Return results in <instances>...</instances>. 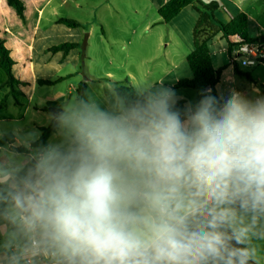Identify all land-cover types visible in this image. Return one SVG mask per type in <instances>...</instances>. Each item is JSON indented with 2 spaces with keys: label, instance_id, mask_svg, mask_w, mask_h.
<instances>
[{
  "label": "clouds",
  "instance_id": "9594fccd",
  "mask_svg": "<svg viewBox=\"0 0 264 264\" xmlns=\"http://www.w3.org/2000/svg\"><path fill=\"white\" fill-rule=\"evenodd\" d=\"M104 88L0 131L5 264H264V96Z\"/></svg>",
  "mask_w": 264,
  "mask_h": 264
},
{
  "label": "crops",
  "instance_id": "0c3cea01",
  "mask_svg": "<svg viewBox=\"0 0 264 264\" xmlns=\"http://www.w3.org/2000/svg\"><path fill=\"white\" fill-rule=\"evenodd\" d=\"M167 1L145 0L142 3L137 0H28L29 17L23 23L3 0H0V26L4 28L3 37L8 41L12 54L27 53L29 56V62L25 64V72L29 73V79L20 76L27 85L15 87L14 92L7 85V76L0 68L4 72V75L0 73V129L4 133L2 142L11 143L17 133L32 129H38L42 133L40 128L50 125L48 121L50 113L43 110L46 107L59 109L64 100L76 94L84 95L86 92L101 99L102 94H107L104 88L106 84L121 81V49L124 53L128 49L129 61L134 66V69L128 68L122 76L132 86L144 81L163 79L164 86L176 93L177 102L196 104L200 91L175 88L174 85L181 79L192 77L187 58L194 50V40L192 39L191 45L189 36L191 34L193 36L199 14L194 15L192 24H195L191 27L185 25V21L191 15L189 13L183 15L184 12L188 9L196 10L191 4L169 23L163 24L158 8ZM226 1L228 4L222 3V6L227 7L233 17L240 13L247 15L251 38L255 39L264 34V14L250 13L236 0ZM222 6L218 11L222 18L217 17L228 22L225 13L221 11ZM130 8L132 10L126 14V10ZM33 17L36 18V24L29 36L25 29ZM60 18L76 20L83 27H67L57 22ZM131 23L134 24L133 27L127 26ZM98 27L101 29L99 34L96 32ZM229 41L221 33L209 41L214 68L223 69L216 86L217 97H227L232 91L250 97L263 96L264 82H261V78H258L259 82H254L255 70L242 69L240 62L232 60L235 45L240 38L231 36ZM64 43L84 44L89 72L87 78L83 77L84 71L78 67L80 60L76 58L68 61L71 55L79 56L81 47L74 48L68 53L50 50ZM37 47L44 56L43 67L52 71V75L42 78L37 75L33 63ZM72 62H75L74 70L71 67ZM235 64L239 68V73L235 70ZM65 70L69 72H64ZM226 72H230L232 76L233 87L229 91L223 85ZM244 75L248 77L247 80ZM39 80L52 84H40ZM82 82L86 83V88L80 93L79 86ZM64 84L66 87L63 88ZM240 84H243L244 88H237ZM258 85H261V88ZM208 93L212 94L211 91ZM16 96L21 99L18 100ZM16 105L21 110L11 112L12 106L16 108ZM5 260V255L0 252V264H5Z\"/></svg>",
  "mask_w": 264,
  "mask_h": 264
},
{
  "label": "trees",
  "instance_id": "16d2710c",
  "mask_svg": "<svg viewBox=\"0 0 264 264\" xmlns=\"http://www.w3.org/2000/svg\"><path fill=\"white\" fill-rule=\"evenodd\" d=\"M7 7H9L13 14L20 22L25 23L29 17L30 7L28 0H3ZM194 5L199 16L196 25L193 30L194 50L189 54L187 61L192 71L191 78H185L178 81L175 88H191L200 91V95L197 102L202 98V95L207 94L208 91L212 92L213 96L217 97L216 86L220 81L221 73L223 69L216 70L213 66L212 57L209 49V41L213 39L218 33H221L224 38L229 41L231 36H237L241 42H252L255 39L250 37L249 34V20L246 14H237L232 20L224 22L217 17V12L220 9V5L217 1H210L204 4L198 0H168L163 6L158 8V14L161 17L163 24L169 23L187 6ZM58 23L63 24L70 28H79L83 25L73 19L60 18ZM36 24V18L33 17L25 29L27 35H31L34 31ZM4 28L0 26V68L5 72L7 76V85L11 88V91H15V87L20 85H27V82L22 81V77L17 76L14 73V67L17 63L27 64L29 62V56L27 53L22 55L12 54V49L9 46L8 41L3 37ZM230 47L232 44L229 41ZM81 47L83 52L85 50L84 44L76 43H64L50 50L52 52H64L68 53L70 50ZM235 70L239 73V68L235 64ZM107 80V79H105ZM40 84H52L49 81L39 80ZM116 88L121 93L131 92V84L125 79L122 81H116ZM86 88V83L82 82L79 86V92L83 93ZM264 96V94H262ZM218 98V97H217ZM185 102H177L178 108H183ZM48 113L58 111L56 108L46 107L43 109ZM42 138L47 141L52 134L51 125L47 127H41Z\"/></svg>",
  "mask_w": 264,
  "mask_h": 264
},
{
  "label": "rangeland",
  "instance_id": "374dc122",
  "mask_svg": "<svg viewBox=\"0 0 264 264\" xmlns=\"http://www.w3.org/2000/svg\"><path fill=\"white\" fill-rule=\"evenodd\" d=\"M137 1L138 2H142V3L145 2V0H137ZM236 1H238L240 3V5L243 7L244 10H246V11H248L250 13H253V14H255V13L264 14V0H236ZM217 2H218V4L220 6H222V3L228 4V2L226 0H218ZM131 10H132V8L127 9L126 10V14H128ZM187 13H189L191 16L189 17V19H187V21H185V25L188 26V27H191L193 24H195V23L192 24L195 13L196 14H198V13H197V10L188 9L186 12H184L183 15H185ZM217 16L219 18H222V14L220 12H217ZM127 26L133 27L134 24L133 23L127 24ZM183 31L184 32L186 31L185 26H184ZM96 32H97V34L101 33L100 27H98L96 29ZM190 34H191V32H190ZM189 39L191 40L190 44L192 45V39H193L192 34H191V36H189ZM216 40L219 41V39H216ZM81 44H83V43H81ZM79 52H80V54H79L78 57H75V56L71 55L69 57L68 61L75 60L76 58L78 59V61L80 60V62L78 64V67H80V69L82 71H84L83 72L84 73L83 77L87 78L88 75H89V72H88V67L86 65L87 64L86 51L83 52V49L81 48ZM127 52H128V49H127V51L125 53H124V50L121 49V81L125 80L124 77H122V76H124L123 74L128 68L134 69V66L129 61V58H128V54L129 53H127ZM43 57L44 56L39 52V49L37 47V50H36L35 55L33 57V63L35 65V71H36L37 75L41 76V78H42V76H46V75H49V74L52 75L53 74L52 71H48L46 69V67L45 68L43 67V60H44ZM74 64H75V62H72V66H71L72 70H74V68H75V67H73V66H75ZM241 68L245 69V70H253L254 69L255 70V72L253 73L254 82H259L258 78H261V82H264V64H258L256 66H241ZM0 71H1L0 73H2V74L4 73L2 70H0ZM64 72H69V70H65ZM14 73L17 76H23L24 78H28L29 79V76H28L29 73L25 72V64L22 63V62L17 63L15 65ZM244 77H246L245 78L246 80L248 79V77L246 75H244ZM224 78H225V82L223 83V85H224L225 89H227L228 91L232 90L233 85H232V76L230 75V72H226L224 74ZM258 86L261 88V85H258ZM62 87L63 88L66 87V84H64ZM25 88L27 89V87H25ZM237 88H239V89L244 88L243 84H240L239 87H237ZM16 98L18 100L21 99L18 96H16ZM17 109H18V112L21 110L17 105H16V108H13V106H12V109L10 111L14 113L15 111H17ZM0 131H1V129H0Z\"/></svg>",
  "mask_w": 264,
  "mask_h": 264
},
{
  "label": "built area",
  "instance_id": "2783aa9c",
  "mask_svg": "<svg viewBox=\"0 0 264 264\" xmlns=\"http://www.w3.org/2000/svg\"><path fill=\"white\" fill-rule=\"evenodd\" d=\"M204 4L215 0H198ZM221 11L225 13L228 20H232L234 17L230 14L227 7L222 6ZM232 60L234 62H240L242 66H255L258 64H264V34L259 35L252 42H241V40L235 45Z\"/></svg>",
  "mask_w": 264,
  "mask_h": 264
}]
</instances>
